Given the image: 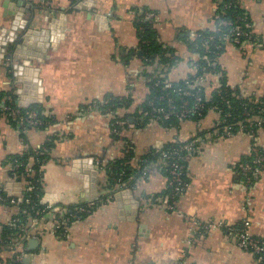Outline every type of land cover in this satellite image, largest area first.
I'll use <instances>...</instances> for the list:
<instances>
[{
    "label": "crops",
    "instance_id": "0c3cea01",
    "mask_svg": "<svg viewBox=\"0 0 264 264\" xmlns=\"http://www.w3.org/2000/svg\"><path fill=\"white\" fill-rule=\"evenodd\" d=\"M221 1L0 0V90L23 89L22 107L37 104L52 121L43 129H28L22 139L0 117V184L4 189L8 185L12 196L18 188L21 192V186L9 180L8 157L56 139L42 167L41 202L49 211L33 231L40 233L35 238L38 244L29 249L28 243L30 253L23 264H261L236 247L224 229L202 227L208 222L239 225L247 221L250 235L264 238V172L250 184L238 167L253 148L264 151L263 129L253 135L238 130L223 137L214 128L218 115L210 111L175 127L151 123L123 129L114 138L111 115L101 108L114 97L129 99L116 113L133 121L149 93L139 58L126 57L129 50L138 48L135 10L147 8L153 13L159 41L172 48L178 59L166 80L178 83L193 75L199 59L183 36L212 29ZM240 2L261 46L226 43L217 66L230 88L243 97L264 99V0ZM18 13L20 20L30 22L29 41L47 44L45 50L29 48L26 51L35 54L26 55L19 49L17 57H11V32H20L12 29ZM50 24L54 35H38L41 29L48 31ZM14 63L21 70H14ZM217 82L216 77L207 76V95ZM195 139L199 151L188 162L189 183L174 211L143 205L145 198L166 186L165 176L155 169L139 178L133 190L125 188L109 196L100 165L121 157L125 146L131 145L139 157L150 149ZM128 189L138 205L122 194ZM101 196H107L105 201L91 215L71 222L63 238L53 233V222L65 208ZM17 213L16 206L0 204V224ZM0 257L5 260L2 264H11L8 253Z\"/></svg>",
    "mask_w": 264,
    "mask_h": 264
},
{
    "label": "trees",
    "instance_id": "16d2710c",
    "mask_svg": "<svg viewBox=\"0 0 264 264\" xmlns=\"http://www.w3.org/2000/svg\"><path fill=\"white\" fill-rule=\"evenodd\" d=\"M153 13L147 9H137L135 10V17H134V27L137 31L138 37V48L140 51L136 52V50H129L127 52L126 57L130 58L131 56H137L140 58V61L143 64V75L146 78L147 85L149 87V93L146 97V100L141 104L144 108H146V103L153 100L154 97H158L161 94L169 93L173 89L180 87L186 88L185 80L180 81L178 83H170L169 87H166L164 84L159 83L158 86L153 87L152 84L158 80L153 74L149 73L147 68L151 67L153 64H156L158 67H162L165 69V79H167V74L171 67L177 63V57L174 56V51L172 48L162 44L159 41L156 29L154 28V17L150 19H144L145 15ZM154 16V15H153ZM230 21L231 24L236 25L240 24L243 27V30L249 35L242 37L240 43L237 46H241L243 43L246 42H253L256 39V36L252 33V28H245L244 24L248 23L251 25V20L247 12L241 7L240 0H222L219 3L217 16L214 19V27L212 29H206L199 31L197 34H193L191 36H183L185 40H187V45L189 49L198 55V60L195 62L194 66L197 68L198 75L200 74H208L212 67V61L214 60L215 55L212 53L216 49V46H221V49L218 51L221 53L224 49L226 43H233L234 37L231 36V29L232 25H219V21ZM207 37H211L212 39L207 42L205 45V41ZM206 46V47H205ZM209 49L208 58L202 59V56L206 49ZM218 68V66H217ZM156 70V69H155ZM211 72V71H210ZM209 77H213L211 73L208 75ZM192 79V77H188L187 80ZM164 80V79H162ZM221 87L223 92L221 93L226 97V100L229 101V105L226 106L225 102L221 101L220 96L217 93H213L210 100L205 101L206 107H211L213 105H217L220 107L224 112H230L231 117L227 119L226 123H236L238 121H245L246 116L243 115L244 111H247L251 108L257 107H264V99H258L253 97H243L238 91L233 90L230 87L225 86V81H220ZM203 94V92H201ZM234 93L235 97H231V94ZM10 99V101H8ZM176 101L178 102L177 98ZM129 99L126 98H118L114 97L109 99L101 108H103L104 113H107L109 110V114L111 115L110 119V128H113V123L117 119H125L119 117L117 115V110L126 107L129 104ZM262 102V103H261ZM260 103V104H259ZM3 107H10L11 110H19L20 114H25L27 112H34L36 114L37 120H39L40 124H38L34 128L43 129L47 127L52 121L51 118H48L44 115L43 110L37 104H31L28 107H20L16 102V96L13 94V90H0V117H4L7 111L3 110ZM147 109V108H146ZM258 110L254 113H250V115L257 114ZM204 112V116H205ZM135 117L137 116V110L134 112ZM204 116L200 117L203 118ZM261 119L263 120L260 126H254L251 129H246L245 132L254 134L257 132L258 129L264 130V114H260ZM7 121L13 127L18 128V124L16 119L12 116H7ZM199 117H194L191 119H200ZM146 123V122H145ZM164 127H175L179 123L174 119H170L167 121L159 122ZM146 125V124H145ZM142 125L140 127H144ZM138 127V128H140ZM28 128H32L29 127ZM237 128L233 129V133H236ZM20 130V129H19ZM21 131V130H20ZM20 136L22 139H25V133L20 132ZM114 138L118 137V134H113ZM55 138L51 137L50 139L46 140L41 146L37 148H26L21 153L8 157L5 160V164L9 165L13 162H16L19 166L17 169L9 170L8 177L9 180H13L16 182L21 183L24 188L31 187V191H26L25 189L22 192V198L17 201V208L18 213L16 214L19 218V222L13 223L8 222L4 224H0V252H2L5 248H7L13 238L20 236L23 233V227L26 224V219L28 217H32L37 219L38 221L43 218L46 214H48L49 207L46 204L41 202L43 193H44V184H43V171L42 167L45 162L50 157V152L55 146ZM181 143H169L164 145L161 149H150L145 154L137 157L133 151L131 145H127L129 148L123 150L122 156L108 162L105 165H100V168L104 170L106 175V182L105 188L109 192V196L113 198L114 194L122 189L129 188L134 189V183L141 177L148 176L151 169H156L158 172L163 174L165 178L168 177V170L167 168L160 169L158 164V159L160 154L163 152H171L176 150V155L174 156L176 161L180 166H182V176L181 179L185 186L188 185L189 180L187 177V167L188 161L185 159L186 152L183 150H179L178 146ZM258 149V148H257ZM259 152L264 157V151L258 149ZM253 154L245 159L242 163H251L253 159ZM263 170H264V162H263ZM240 172V171H239ZM245 179V177H243ZM117 180H119L120 184H117ZM253 183V182H252ZM0 187L2 185L0 184ZM171 186L166 183V186L162 192L157 195L145 198L146 200L151 199L153 202L157 200L159 197L164 196L172 192ZM0 195L6 197L1 191ZM108 196V195H107ZM107 196H101L98 200L94 203V209L96 210L98 206L105 201ZM7 198V197H6ZM179 199L178 196H175L174 200L175 203ZM28 200V201H27ZM112 200V199H111ZM6 203L8 202L5 201ZM1 204V203H0ZM82 207L85 204L81 205ZM76 206L68 207L72 209ZM59 216V215H58ZM67 215H64L60 218L58 217L59 221H63V218ZM86 214H81L80 219L85 218ZM75 221L74 219H70L67 223L70 225V222ZM243 225H234L235 228H241ZM61 231L56 233L57 236L63 238ZM34 234L36 237L40 236V233L37 232ZM264 264V261L261 262Z\"/></svg>",
    "mask_w": 264,
    "mask_h": 264
},
{
    "label": "built area",
    "instance_id": "2783aa9c",
    "mask_svg": "<svg viewBox=\"0 0 264 264\" xmlns=\"http://www.w3.org/2000/svg\"><path fill=\"white\" fill-rule=\"evenodd\" d=\"M154 16L152 14L145 15L144 19H150ZM219 25L227 26L232 25L230 21H219ZM245 28H251V25L246 23L244 24ZM213 28H216L213 27ZM231 36H233L234 41L233 44L238 45L240 43V39L242 37L248 36L247 33L243 30V27L240 24L232 25L231 29ZM212 38L207 37L205 41V45L208 41H210ZM257 47L261 46V42L257 39L255 41L251 42ZM206 47V46H205ZM221 49V46H216V49L212 51V53L215 55L214 60L212 61V67H211V75L213 77H216L219 80V83H215L212 86V90L210 94L207 95L206 93V83H207V74H200L197 73V68L195 67V72L191 76L192 79L187 80L185 79L186 88H180L177 87L173 89L171 92H167L164 94H161L158 97H154L153 100L146 103V108H144L142 105H140L137 108V116L133 119V121H128L125 119H117L113 123V128L111 129V133L113 134H119L120 131L123 129H136L142 125H148L151 123H159L161 121H167L172 118H174L178 123H181L187 119H191L194 117H202L204 116V112L207 114L208 112L212 111L218 115L217 122L215 124L216 131L219 132V134L223 137H230L232 136L233 129L236 127L237 131H245L246 129H251L254 126H260L263 122V120L260 117V114H264V107H260L257 105L255 108H251L247 111H244L243 115L246 116L245 121L241 122L238 121L236 123H226L227 119L231 117L230 112H224L220 107L217 105H213L211 107L205 106V101H208L211 99L213 93H217L218 96H220L221 101L225 105H229V101L226 100V97L222 95L223 89L221 87L220 81L224 79L222 72L217 68V59L220 53L218 52ZM140 51L139 49L136 50V52ZM209 49L207 48L202 56V59L208 58ZM134 57H137L136 55ZM138 58V57H137ZM140 60V58H139ZM141 62V61H140ZM142 63V62H141ZM143 66V64L141 65ZM156 69V70H155ZM141 70H144L143 67H141ZM148 72L153 74L158 80L152 84L153 87H156L159 85V83L164 84L166 87L170 86V82L165 79V69L161 66L158 67L156 64H153L151 67L147 68ZM211 77V76H210ZM146 79V78H145ZM164 79V80H162ZM225 86L229 87L227 83L225 82ZM203 92V94L201 93ZM235 97V94L232 93L231 97ZM176 98L178 102L176 101ZM10 101V99H8ZM262 103V102H261ZM260 104V103H259ZM4 111H7L5 113L4 119L7 120V116H12L14 119H16L18 128L16 130L20 132L26 133L29 127H36L38 124H40L39 120L36 118V114L34 112H27L25 114H20L19 110H11L10 107H3ZM258 110L257 114L250 115V113H254ZM109 113L110 111L107 110ZM205 114V115H206ZM146 122V123H145ZM145 125V126H146ZM21 131H20V130ZM181 143L178 146L179 150H183L186 152L185 159L189 162L192 156H194L199 151V145H198V139L187 141V142H178ZM129 148L128 146L126 147ZM176 150L171 152H163L160 154V157L158 159V164L160 169L167 168L168 170V177L166 178V183L173 187L172 192L169 194H166L164 196L159 197L154 202L151 199H144V206H155L158 208H161L165 211L172 212L176 208L175 203V196L180 197L187 186L183 184V181L181 179L182 176V166H180L175 159ZM253 159L251 163H240L238 165L239 171L241 172L242 176L245 177L246 182L252 183L255 180L259 179L264 172L263 170V162L264 157L259 152L257 148L252 149ZM174 158V159H173ZM19 165L16 162H13L9 164L10 170L17 169ZM156 170V169H155ZM16 182V181H15ZM117 184L119 183V180L116 181ZM137 182V180L135 181ZM21 186V196H12L9 192L5 191L4 186L0 187V191L7 197H3L0 195V203L3 205L8 206H16L17 207V201L22 198V192L25 189L24 186L20 183ZM26 191H31V187H26ZM8 202L6 203L5 201ZM97 200V199H96ZM96 200L89 201L85 203V206L82 207L81 205H77L76 207L69 209L65 208L63 210L64 213L67 215L63 218V221H59L58 219L54 220L52 231L54 234H56L58 231H61L62 236H65L68 233L69 230V224L67 223L71 218L74 220L80 219L81 214L91 215L95 209H94V203ZM28 201V200H27ZM109 201V199H108ZM15 215L10 222L17 223L19 222V218ZM60 217V218H61ZM71 223V222H70ZM38 224V220L32 217H28L26 219V224L23 227V233L20 236H17L13 238L11 244L5 248L1 253H8L11 257V264H23V261L26 257L29 256V249L27 248V245L30 240L35 239L36 235L34 234V230ZM202 227V226H201ZM204 229L210 230L214 228H220L224 229L226 231L227 235L234 241V244L236 247H238L240 250L251 253L254 255L258 261L262 262L264 261V238L262 237H254L251 236L249 233V223L245 221L241 228H235L234 225H227L223 222H208L202 227ZM5 260L0 257V264H2Z\"/></svg>",
    "mask_w": 264,
    "mask_h": 264
},
{
    "label": "water",
    "instance_id": "95a60500",
    "mask_svg": "<svg viewBox=\"0 0 264 264\" xmlns=\"http://www.w3.org/2000/svg\"><path fill=\"white\" fill-rule=\"evenodd\" d=\"M20 16V13H18L16 15V20L13 24V27L12 29L13 30H19V34L18 35H14V33L11 32V35H13V37L10 39V42L12 43L11 47L9 48V54L11 55L12 58H15L17 57L18 55V50L19 49H22L24 50V54L26 55H31V54H35L34 52L32 51H26L28 50L29 48H32L33 50H36L39 49L41 51L45 50L43 49L44 47L47 48V44L44 45V44H37L36 42H30L29 41V36L32 34V30L29 28L30 26V22L29 21H26V20H20L21 18H19ZM53 27H52V24L48 25V31L46 29H41L40 31H38V35H40L41 37H44L46 35V33L48 32L50 35H54V31L52 30ZM36 32V31H34ZM27 52V53H26ZM12 68L15 70V69H18L21 70L22 66H17L15 63L14 65L12 64L11 65ZM16 75V72H13V76L15 77ZM15 89H13V94L16 96V102L18 104V106L22 107L23 105V100L26 99L25 96H23V93H25V91L23 89H16V87H14ZM28 105H25V107H28ZM16 185L20 186V183L17 182L15 183ZM10 185V184H9ZM19 192L16 193V196L19 197L21 196V192H20V189L18 188ZM5 191L7 192H12V189L8 187V185H6V189ZM118 194V193H117ZM116 194V195H117ZM122 194L124 195H128L127 198L131 201V203H134L135 205H138V202L136 204V201L132 198V195H131V191L128 189V190H125V191H122ZM37 244H38V241L35 240V239H32L29 241V249H34L37 247Z\"/></svg>",
    "mask_w": 264,
    "mask_h": 264
}]
</instances>
